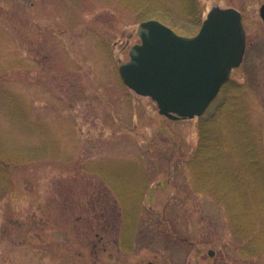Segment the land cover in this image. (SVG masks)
Masks as SVG:
<instances>
[{
    "label": "rangeland",
    "instance_id": "rangeland-1",
    "mask_svg": "<svg viewBox=\"0 0 264 264\" xmlns=\"http://www.w3.org/2000/svg\"><path fill=\"white\" fill-rule=\"evenodd\" d=\"M146 1L197 33L181 0ZM197 2L241 12L245 54L203 115L170 120L119 75L142 10L0 0V264H264V0ZM201 128L220 156L197 159ZM245 146L263 175L236 173Z\"/></svg>",
    "mask_w": 264,
    "mask_h": 264
},
{
    "label": "water",
    "instance_id": "water-1",
    "mask_svg": "<svg viewBox=\"0 0 264 264\" xmlns=\"http://www.w3.org/2000/svg\"><path fill=\"white\" fill-rule=\"evenodd\" d=\"M259 16L264 21V3ZM137 35L140 42L120 64V77L170 120L203 115L232 69L240 66L246 49L242 15L233 7L211 8L193 36L179 35L155 19L140 22Z\"/></svg>",
    "mask_w": 264,
    "mask_h": 264
},
{
    "label": "trees",
    "instance_id": "trees-1",
    "mask_svg": "<svg viewBox=\"0 0 264 264\" xmlns=\"http://www.w3.org/2000/svg\"><path fill=\"white\" fill-rule=\"evenodd\" d=\"M124 5L126 6H133L135 11L142 10L141 16L142 20L148 19L147 16L149 15L148 13H153L155 10L161 11L165 7L161 6L159 3L154 4L150 1L146 0H121ZM182 2V9H183V14L185 17H188L190 19H193L196 25H199L201 22V16H200V8L198 5L197 0H181ZM164 11V10H163ZM200 143H201V148H200V154L198 153L197 159L201 160L206 158L207 154L208 155H214V156H220L221 152L218 150V143L219 140L214 136L212 132H209L207 130H204L201 128L200 131ZM241 154L244 156V163H245V168H243L242 171L236 170V173L239 175H263V171L260 167L259 161L253 156L252 153V147L251 146H245L242 148ZM212 152L214 154H212ZM262 179L264 180L263 176Z\"/></svg>",
    "mask_w": 264,
    "mask_h": 264
}]
</instances>
